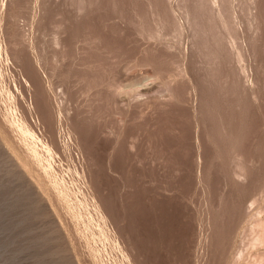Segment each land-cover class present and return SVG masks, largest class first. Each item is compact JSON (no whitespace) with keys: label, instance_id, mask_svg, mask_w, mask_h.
<instances>
[{"label":"rangeland","instance_id":"obj_1","mask_svg":"<svg viewBox=\"0 0 264 264\" xmlns=\"http://www.w3.org/2000/svg\"><path fill=\"white\" fill-rule=\"evenodd\" d=\"M0 264H264V0H0Z\"/></svg>","mask_w":264,"mask_h":264}]
</instances>
